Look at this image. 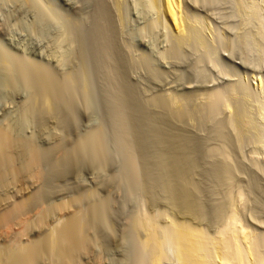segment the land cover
Returning <instances> with one entry per match:
<instances>
[{"label": "rangeland", "instance_id": "rangeland-1", "mask_svg": "<svg viewBox=\"0 0 264 264\" xmlns=\"http://www.w3.org/2000/svg\"><path fill=\"white\" fill-rule=\"evenodd\" d=\"M99 2L100 4L102 2L101 5H105L104 7L107 9L104 24L98 18ZM157 2L154 0H0V127L10 123V127L15 128L11 132L15 138L31 140L29 143L33 141L31 144L36 145L40 150L46 153L51 152L44 158L45 165H42V170L49 177V179L46 177L44 182L48 180L49 182L46 183H50L43 184L49 187H47L48 192H46V187H42L48 196L45 197L46 201L59 203L63 199L64 201L70 200L74 195L78 196V193L87 190V193L95 190L93 193H97L96 198H101L96 201L102 200L103 202L107 199L105 205L107 201L109 205H107L106 215L108 213L109 215L106 220L111 226L109 225L110 228H107L108 225H106V230L103 226L97 227L99 230L96 228L99 238L97 240L100 243L103 240L99 245H102L101 248L104 249L101 251L99 245L97 248L101 253L103 252L102 259L106 262L115 264L113 262L123 257L122 252L130 245L128 243L132 240L130 239L131 235L137 237L134 239L145 237V230H140L136 234L130 232L129 240L123 239L126 241L127 247L121 243L123 235L129 233L124 230H128V220L132 216L142 219L147 214L146 216L149 215L156 225L158 224V227L167 225L171 220L189 223L197 229L204 230V233L206 232L208 235H214L223 225L227 215L229 216L231 213L241 215V218L239 217L242 219L241 222L243 221L242 223L249 228L250 232L253 231L251 233L255 235L258 244L261 245L259 250L262 253L263 262L264 1L181 0L180 16L182 21L184 20L183 23H187L183 24L184 29L187 27L185 34L187 32L188 35L184 34L187 38L177 34L178 31L167 23L162 8L159 6L160 1L159 4ZM42 9L47 10L44 13L52 14L54 12L59 24L56 21L53 24V21L49 19L47 23L46 15L44 17L46 22L42 19L43 17L40 18ZM94 22H97L96 25ZM100 26L104 30L106 29L105 33L109 37L106 34L103 35L104 37L99 36L104 34ZM99 29L100 31H98ZM68 32H70L69 35ZM98 36L103 38L99 41ZM112 41L114 48L111 51L113 52L107 59L104 50L107 44ZM100 46L104 48L102 47V49ZM97 52L99 54L102 52L101 54L105 56L106 60H103L102 56L98 57ZM62 55L63 57H61ZM3 56L10 59V69L15 70L11 71L13 76H9L6 72L8 69L3 65L5 64ZM19 60L23 64L27 62V66L32 63L30 67L49 69L47 72L52 71L49 72L50 75H54L55 78L59 77V80L62 75L69 73V70H71L70 75L66 74V76L72 79L75 78L72 77L74 76L71 74L72 71L76 72H72L76 75L82 74L78 75V79H74L75 82L77 81L74 84L78 85V81L81 82L80 87L78 86L75 91L77 93L72 91L75 94V99L77 98L74 99L75 103H72V105L74 104L73 109L72 106H67L72 109H69L72 111H69L72 117L62 115L69 120L67 119L64 123L59 121L61 112L63 114V111L68 109H65V106H59V111H56L60 112L61 109L58 120L54 114V119H48L52 114H48V117L46 113L40 115L35 110L31 111L33 114L37 112L35 117L32 113H27L25 108L28 109L29 104L33 103L31 102V92L28 91V83L30 84L31 80L27 73H22ZM24 66L26 67V65ZM110 71L114 74L120 72L119 74L123 75L122 78L126 80V84L135 93L133 96L136 98L133 97L135 100H131V105L129 102L127 113L130 114V117L133 112L139 113L133 119L130 118V131L129 128L122 127L123 124L121 125L118 115H115L117 110L112 90L115 89L116 84L114 81H110L111 78L108 75ZM16 72L17 74H14ZM23 74L27 75L26 78L21 77L24 76ZM83 86L87 89L85 90ZM72 88L74 87L72 86ZM215 93H219L222 99L212 108L208 103L211 102ZM167 98L174 104L178 102L176 105H185L183 107H186L191 113L192 111L197 113L194 116L192 113L190 117L186 116L181 120H171L172 124L167 123L169 125L161 123L160 119H166V115L162 114L163 110L154 105L153 101ZM205 104L207 105L205 106ZM138 105H140L139 108ZM130 108L134 109L131 113ZM140 108H143V111L142 109L138 110ZM25 111L27 114L24 113ZM67 112L65 113L68 115ZM143 112L144 116H142ZM28 114L32 115L28 116ZM22 115L24 118L21 117ZM56 116L58 117V115ZM20 118L28 120H23L24 123H22ZM117 118L118 120H115ZM19 121H22L21 124ZM157 125L165 127V130L173 129V133L179 134V139L181 137L184 139L175 145V151L178 155L186 158L184 176L190 187L191 199L195 207L191 215L183 214L175 205L171 204L164 188L166 177L161 171V158L159 157L163 149L161 142L158 141L159 138L155 137L154 139L153 135V128H156ZM99 127L104 131V140L107 141H104L106 149L110 150H107V154L109 153L108 164L100 175L96 176L97 172L93 168L91 170L88 161L83 162L79 158L81 161L76 162L74 154H70L72 156L68 158L71 159L69 162L63 160L64 165L61 164L60 155H64L67 151L69 153L78 138ZM54 128L56 129L54 130ZM126 129L128 133L125 132ZM15 132L17 133L15 134ZM52 135H54L53 138H51ZM57 137L63 141L61 142ZM54 140L58 142H54ZM123 141L124 143H122ZM125 142H132L136 164L137 167L139 166L136 171L138 175L132 172L128 164V153L124 149L128 145L125 146ZM55 143H59L57 144L59 146H54ZM51 144L54 146L53 148ZM118 148H123L124 153ZM125 155H127V159ZM52 157H54V161H59L55 162L57 165L60 163L64 167L58 166V174L61 173L53 175L56 180L51 175L54 169L50 168L52 166H48L51 164ZM223 167L226 168L223 169ZM137 178L139 179L137 180ZM87 193L82 194L87 195ZM82 194L81 196H83ZM87 197L83 200L89 202L90 198ZM91 197L96 199L95 196ZM220 211L225 212L221 213ZM93 231L95 232V230ZM112 234L113 236H111ZM120 246L122 249L124 246L123 251ZM97 248L80 252L78 263L96 264V261L93 260H96L97 255L101 254L100 251L98 253ZM167 252L169 253H167L166 264H177L174 249L168 247ZM106 254L111 256L109 258L107 255L109 260L106 258ZM45 263L46 259L39 264ZM116 263L119 264L118 261Z\"/></svg>", "mask_w": 264, "mask_h": 264}, {"label": "bare ground", "instance_id": "bare-ground-1", "mask_svg": "<svg viewBox=\"0 0 264 264\" xmlns=\"http://www.w3.org/2000/svg\"><path fill=\"white\" fill-rule=\"evenodd\" d=\"M28 1H30V0H28ZM154 1L155 2L160 1V4L158 2H157V4H159V6H161L160 8H162L161 10L163 11L162 13H164V16L167 20V23L172 25L176 29V31H178L177 34L179 33L180 35L184 36L185 30L187 27L184 29L183 26L186 25L187 23L184 24L183 23L184 20L182 21V18L180 16L181 0H154ZM99 4H100V2H99ZM101 4H102V2H101ZM101 4L98 8L99 14L98 13L97 14L99 16L98 18L100 19V20L99 19L98 20L99 21L102 20V23H103L104 18L107 14V11H106L107 9L104 7L105 5L103 6ZM31 9H32V7H31ZM40 9H41V7H40ZM43 10L44 9H42V14L40 13V15H41L40 18L43 17L42 19H44L45 22H46V18H47V23L50 20V21H53L52 23L54 24V21L57 20L54 12L53 13L51 12L53 14L52 15V14L44 13L45 11L47 12V10H44V11ZM48 12H50V11H48ZM56 13H57V11H56ZM43 14H44V16H42ZM45 15L47 16L46 18H44ZM107 16H109V15H107ZM33 19H35V18H33ZM94 19H96V18H94ZM58 21H56V22L58 23ZM67 21H69V20H67ZM49 23L51 24V22H49ZM96 23H95V25H96ZM103 24H102V26L104 27ZM102 26H100V29L103 30L104 34L99 35V36H103V35L105 36V34H106L105 33L106 29L104 30V28ZM100 29L98 31H100ZM189 29H191V28H189ZM98 31H96V32L98 33ZM109 31H111V30H109ZM43 33L45 34V32H43ZM69 33L70 32H68V35H69ZM109 35H111V34L109 33ZM185 35H188L187 32ZM106 36H107V34H106ZM103 37H101V38H103ZM107 37H109V36H107ZM185 37L186 36H184V38ZM51 38H50V40H51ZM67 38H68V36H67ZM101 38L99 37L98 40L100 41ZM179 38L181 39V36ZM184 38H182V39H184ZM45 39H46V37H45ZM107 39H105V40H107ZM110 39H111V36H110ZM190 39H191V37H190ZM112 43H113V41L111 43H108L107 46L105 47V50H104V54L107 56V59H109L108 58L109 55H112L110 53L113 52V51H111V49L114 48V46L112 47ZM54 53H53V56H54ZM58 53L60 54V52H58ZM101 53L100 54L98 53L99 54L98 57L102 56V58L104 60L105 56H103ZM59 54H58V56H59ZM63 54H65V53H63ZM114 54H115V51H114ZM61 57H63V55ZM4 58H5V64H3V65H5V68L8 70L6 71V70H4L5 69L4 68L3 71L8 72V75L11 76L12 75L11 71L13 70V68L10 69L11 68V64L9 61L10 59L8 60V59H6V57H4ZM102 58H101V60H102ZM59 60H60V58H59ZM114 60H113V62H114ZM19 61L21 62V63L19 62V64L21 66H19V65L18 66L21 68L22 73H24V74L27 73V75H29V77H30L29 79L31 80V81L29 80L30 84L28 83L29 87L28 86L27 87H28V91L31 92V95H32V97H31L32 101L31 102H33L32 103L33 105L29 104V108L32 106L31 108H33V110H30L31 108L30 109L25 108L26 111H28L27 113H32L35 110L40 115H44L46 113V115L48 117H49L48 114H52L51 117H49L48 119H54V117H55L58 120L61 109H60V112H56V111H59L58 110L59 106H61V107L65 106V109L68 108L67 106H69V107L72 106L71 108L73 109L74 104L72 105V103H75L74 101L77 99V98L75 99V97H74V95L77 93L75 91H76V89H78L77 87L80 85V82H81V81L80 82L78 81V83H79L78 85L74 84V82H75L74 79L79 77L78 75H80V73L76 75V74H74L76 72L72 71L74 73L71 72V74L74 76H72V75L71 76L73 78L75 77L74 79H72L71 77L66 76V74L70 75L71 70H69V73L64 74V76H66V77H64L62 75L60 77L61 79L59 80V77L55 78L54 75L53 76L50 75V73L52 71H49L50 73L47 72L49 69L45 70L44 67H42L44 69V70H42V69H38L36 67H30V66H32V65H30L32 63L29 62L30 64L28 63L29 65L27 66L26 61H24V62H26V64L25 63L23 64L21 60H19ZM61 63H63V62H61ZM36 64H37V62H36ZM14 65H13V67H14ZM24 65H26V67ZM62 65H64V64H62ZM103 65H105V64H103ZM111 67H112V65H111ZM107 70H109V69H107ZM14 71L15 70H13V72ZM119 73L116 72L114 74L112 71H110V74L108 73V75L111 78L110 81L112 80L116 84V87L114 89L115 91L112 90V92L114 93V105H115V108L117 110V114L114 111L113 112L115 113V115H118L117 117L119 118L121 125L123 124L122 127L124 126L127 129L129 128V131H130V127H131V119L130 118L133 119V117L139 112H137V111L133 112L134 109L130 108V110H131L130 113L133 112V113H131L132 117H130L129 116L130 114L127 113L129 102L131 105V100L134 99L133 97H135V96H133V95L135 93L126 84V82H125L126 80H124L122 78L123 75L121 76ZM5 74H7V73H5ZM14 74H17V72ZM19 74H21V73H19ZM84 74H85V72H84ZM27 75H24L21 77L26 78L25 76H27ZM15 77H17V76H15ZM12 78H14V77H12ZM86 80H87V78H86ZM259 81H261V80H259ZM11 83H13V82H11ZM75 83H77V81ZM82 84H83V82H82ZM110 84H112V83H110ZM72 86L74 88H72ZM112 86H114V85H112ZM86 89L87 88H85V90ZM72 91L75 92V94H73ZM83 91H84V89H83ZM76 97H79V95L78 96L76 95ZM212 97H213V99L208 104H210V107L214 108L217 105V103H220L219 101L222 99V96L219 93H215V94H213ZM210 99H211V97H210ZM31 102H29V103H31ZM150 103H152V102H150ZM153 103H154V105H157L159 107V109L161 108L163 110V113H162L163 115H166L165 116L166 119H164V118L160 119L161 123L163 122L164 124H167L168 122H169V124H172L171 120H181L182 118H186V116L190 117L192 115V113H194V111H192V113H191V111L187 110L186 107H183L185 105H183V106L176 105L178 102L177 103L175 102L176 104H174L168 98L167 99H156L155 101H153ZM136 104L137 103L135 102V105ZM154 105H152V106H154ZM206 105L207 104H205V106ZM157 106H156V109H157ZM139 107H140V105H138V108ZM142 107H144V105ZM71 108L64 110L65 112L68 111L67 112L68 115L64 111H63V114L61 112V117H60L59 121H63L62 123L67 121L68 118H66V117L71 116V114H69L70 112H72V111H70V110H72ZM141 109L143 111V108H140L138 110H141ZM209 110H210V108H209ZM26 111L24 113H26ZM202 111H203V109H202ZM37 112L36 113L34 112V113L37 114ZM195 113H197V112H195ZM195 113L192 116H194ZM32 114H28V116L32 115ZM35 114H33V115H35ZM56 115H58V117ZM62 115H64V116L66 115V117L64 118V116H62ZM142 116H144V112H143ZM21 117L24 118L23 115ZM25 117H26V115H25ZM35 117H36V115H35ZM62 117L66 120H64ZM8 118H9V116H8ZM38 118L40 119V116ZM118 118L115 120H118ZM157 118L159 119L160 116ZM158 119H156V120L154 119V120L157 121ZM20 120H22V121L26 120L27 121L28 119L27 118H25V119L20 118ZM112 120H114V119H112ZM24 121L22 123H24ZM233 121H234V119H233ZM21 122H20V124H21ZM114 122H116V121H114ZM169 124H167V125H169ZM158 125L156 128H153V132H154L153 135H154V139H155V137L157 139L159 138L158 141L161 142L160 143L162 146L161 148L163 149V151H161V154H159V157L161 158L160 159V162H161L160 166L162 169L161 171H163V174L165 175L164 177H166V180H165L166 185L164 188H165L166 193H167V195L171 201V204L175 205V207L178 208L183 214L191 215L194 212L195 207L192 203L191 194H190V187L187 185V182H186V179L184 176L186 158L182 155H178L175 151V149H176L175 145H178L180 143V140L183 137H181V139H179L180 138L179 134L176 133L177 134L176 135L175 133H173L174 132L173 129L169 128V129L165 130L166 129L165 127L158 126ZM118 126H119V124H118ZM59 127H61V126H59ZM116 127H114V128H116ZM151 128H152V125H151ZM12 129L13 128H12V126L10 127V123L7 124V126L5 125L2 128L0 127V264H39V263H42V261L45 259H46L47 264H49V263L50 264H79L78 263L79 261L77 260L78 254H80V252H82L84 250H86L84 252H87V249H89V250H91V248L95 249L98 247V245L100 243L97 240L99 238H98L97 233H96L97 232L96 228L97 227L100 228V226H103L105 228L104 230H106V225H108L107 228H110L109 227L110 223H108L109 221L107 222V220H106L107 216L109 215V213H108V215H106V209H107V205H109L108 204L109 202L107 201V204L105 205V203H106L105 200H107V199L104 200L103 198L102 199L104 200L103 201L104 203L102 202V200L96 201V200H100L101 198L100 199H98V197L96 198L97 193L96 194L93 193L95 190L94 191L91 190L88 193H87L88 190L86 192L82 191V193H87V195L84 194L85 197L82 193H78V196L76 195L77 197L74 195V197H72L70 200L65 199L66 201H64V199H63V201H60L59 203H56V201H54V202L53 201H46L45 197H48V196H47V194H45V191L47 190L48 186H44L43 184L48 185L50 183H48V184L46 183V182H49L48 180H46V182H44L45 181L44 179H46V177H47V179H49V177L44 172V170H42L43 169L42 165L44 164V158L47 156V154L49 152L46 153L43 150H40L39 148H37L36 145L31 144L33 141L31 143H29L31 140L26 141L25 139H21V137L15 138L11 133ZM55 129L56 128H54V130ZM127 129L125 132L128 131ZM13 130H15V128ZM102 130L103 129H101V127H99L98 129H95L89 133H86L81 138H78L76 140V143L75 142H74V144L72 143L73 149H70L69 153L67 151L65 153L63 152L64 155L63 154L60 155V161L62 160L61 164L64 165L65 160L66 161L68 160V162H69L71 159H68V158H70L72 156L70 154H74L75 158L77 159L76 162H79L80 159L83 162L85 160H86L85 162L88 161V163H90V164H88V166L91 165L90 166L91 170L94 169V171L97 172L96 176L98 174L100 175V173L103 172V168H105L106 164H108L107 159H109V157H108L109 153L107 154L108 149H106V143L104 142V141H106V140H104V136H103L104 131H102ZM53 132H55V131H53ZM150 132H151V130H150ZM16 133L17 132H15V134ZM115 135H117V134H115ZM53 136L54 135H52L51 138H53ZM177 136H179V137H177ZM68 137H69V135H68ZM126 137H127V135H126ZM128 138H131V137H128ZM57 139H58V137H57ZM123 139L127 141V139H125V138H123ZM32 140H33V138H32ZM58 140H60V139H58ZM72 140H74V139H72ZM182 140H184V139H182ZM56 141L54 140V142H56ZM60 141L62 142L63 140H60ZM120 141H121V139H120ZM185 141H186V139H185ZM116 142H118V141H116ZM122 143H124V141ZM131 143L132 142H130V143L125 142V146H126V144L128 146H126V147L124 146L125 147L124 149H126V151L128 153V162H129L128 164H129L132 172L137 173L136 171H137L139 166L137 167V164H136L137 160L135 159V155H134L135 152L131 146L132 145ZM57 144H59V143H57ZM57 144L55 143L53 145L57 147V146H59ZM53 145H52V148L54 147ZM60 148H62V147H60ZM120 149H119V151H120ZM66 150H67V147H66L65 151ZM46 151H48V150H46ZM108 151H110V150H108ZM122 152L124 153L123 150H122ZM122 152H120V153L122 154ZM57 153H58V150H57ZM44 154H46V155L44 156ZM49 154H51V152ZM53 155H55V154H53ZM48 156H50V155H48ZM62 156H64V157L62 158ZM126 156L127 155H125V158L127 159ZM48 158H50V157H48ZM53 159H54V157H52V159L50 161V163L52 165L47 164L49 167L52 166L50 168L54 169V170L51 169L54 172L50 171L53 173V174H51L52 178L56 174H58V168L61 166L63 167V165H60V163H59L60 166L57 165L55 163L57 160L54 161ZM63 160H64V162H63ZM57 162H59V161H57ZM83 165H84V163H83ZM66 168H67V166H66ZM224 168H226V167H223V169ZM80 170H82V169H80ZM94 171H93V173L95 175ZM137 175H138V173H137ZM105 176H106V174H105ZM135 177H136V175H135ZM80 178H82V177H80ZM138 179L139 178H137V180ZM55 180H56V178H55ZM96 181H97V179H96ZM76 184H79V183H76ZM111 185H113V184H111ZM43 186L46 187L45 191L43 189L44 188ZM46 192H48V190ZM49 194H50V192H49ZM81 194L83 196H81ZM87 196H89V198L92 200L90 201V199H89V202H87L86 200H83L84 198H88ZM91 196H95L96 199H94V197H91ZM85 201H86V203H85ZM107 212H108V210H107ZM228 214H230V213H228ZM146 215H145V217L143 216L144 218H142V219L132 216V218H130V220H128V226H129L128 230L129 231L128 230H124V231H127L129 233L126 232L127 235L126 234L123 235V233H122V235L124 237L120 235L123 238L120 237L122 240L119 239L121 241V243L123 245H125V247H127L126 246L127 243L125 244L126 241H124V240H129L128 237L131 235L130 232L136 234L137 232H140V230H145L146 235L143 239L142 238L141 239H139V238L134 239L137 237L131 235L130 239H132V240L129 241L130 243H128V245L129 244L130 245L128 246V248H126L125 251H123L124 246L122 249V247H121L122 245L120 243V245H121L120 249L123 251L122 253L124 255L122 254L123 257L120 258V260H117L119 262V264H166V260L168 257L167 253H169V252H167L168 247H172L174 249V251H175L174 254L176 257L177 264H263V262H264V261L262 262V255H261L262 253L259 250L260 249L259 246H261V245L258 244V241H257L258 239L256 240L255 235L251 233L253 231L250 232L249 228H247L244 225V223H242L243 221L241 222V220H242V219H240L241 215L239 216L237 213H233V214L231 213L229 216L227 215L226 218L224 217L225 220L223 222V225L219 228L217 233H215L214 235H211V234L208 235V233H206V232L204 233V230L197 229V227L195 228L189 223L178 222V221H174V220H171V222L165 226L162 225L163 227H160V226L158 227V224L156 225V223L153 221V219L149 215L148 216H146ZM223 215H225V214H223ZM221 216H222V214H221ZM216 218H217V216H216ZM106 222H107V224H106ZM219 226H220V224H219ZM93 230H95V232ZM89 231L92 233L91 234L88 233ZM93 232H94V234H93ZM128 234H129V236H128ZM98 235H100V234L98 233ZM111 236H113V234ZM102 241H101V243H102ZM101 246L99 245V248L102 251L104 248L102 249ZM99 248H97L98 253L100 251ZM101 251H100V253H101ZM104 252H106V251H104ZM94 253H96V252H94ZM102 253L97 255L96 260H93V261H96V264H108L109 263V262H106V260L102 259L103 258ZM107 255L108 254H106V258H107ZM110 257L111 256H109V258ZM109 258H107V259L109 260ZM47 259H49L51 262L48 261ZM117 259H118V257H117ZM112 260L115 261L114 259H112ZM116 262H113V263L118 264ZM80 264H82V263H80ZM109 264H111V263H109Z\"/></svg>", "mask_w": 264, "mask_h": 264}]
</instances>
